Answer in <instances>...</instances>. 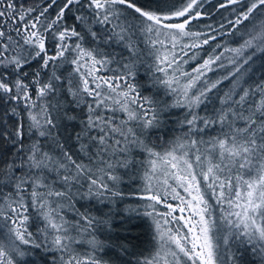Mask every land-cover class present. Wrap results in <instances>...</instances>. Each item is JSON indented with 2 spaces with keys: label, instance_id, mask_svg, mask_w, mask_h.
Instances as JSON below:
<instances>
[{
  "label": "snow or ice",
  "instance_id": "6c2138e0",
  "mask_svg": "<svg viewBox=\"0 0 264 264\" xmlns=\"http://www.w3.org/2000/svg\"><path fill=\"white\" fill-rule=\"evenodd\" d=\"M0 264H264V0H0Z\"/></svg>",
  "mask_w": 264,
  "mask_h": 264
},
{
  "label": "trees",
  "instance_id": "16d2710c",
  "mask_svg": "<svg viewBox=\"0 0 264 264\" xmlns=\"http://www.w3.org/2000/svg\"><path fill=\"white\" fill-rule=\"evenodd\" d=\"M214 2H215V0H214ZM225 15H227V13H225ZM219 18H220V14L218 13L216 16H214V17L212 18V20H209V21L194 22V28H195V30H200V29L202 28V26H203L204 24H206V23H217L218 20H219ZM206 50H207V46H206V48H205V51H206ZM259 64H260V61H257L256 65H254V68H255V67H258ZM193 66H194V63H190L187 67L190 69V68L193 67Z\"/></svg>",
  "mask_w": 264,
  "mask_h": 264
}]
</instances>
